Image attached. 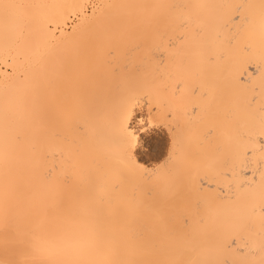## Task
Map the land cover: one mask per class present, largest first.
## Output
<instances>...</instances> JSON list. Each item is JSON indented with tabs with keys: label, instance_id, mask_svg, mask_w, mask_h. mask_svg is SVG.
I'll return each mask as SVG.
<instances>
[{
	"label": "bare ground",
	"instance_id": "1",
	"mask_svg": "<svg viewBox=\"0 0 264 264\" xmlns=\"http://www.w3.org/2000/svg\"><path fill=\"white\" fill-rule=\"evenodd\" d=\"M0 224V264H264V0H0Z\"/></svg>",
	"mask_w": 264,
	"mask_h": 264
},
{
	"label": "rangeland",
	"instance_id": "2",
	"mask_svg": "<svg viewBox=\"0 0 264 264\" xmlns=\"http://www.w3.org/2000/svg\"><path fill=\"white\" fill-rule=\"evenodd\" d=\"M222 99H224V98H222ZM150 149H152V148H150ZM150 149H148L149 151L146 150V152H145L146 155L144 154V156H143V160H144V161H153V160H154V153L151 152L152 154H148V153L150 152ZM152 157H153V158H152ZM43 215H44V214H43ZM16 216H17V215H15V217H16ZM52 216H53V215H52ZM13 217H14V215H13ZM13 217H12V220L14 219L13 221H15L16 218H15V217L13 218ZM18 217L20 218V220H21V222H22V225L20 226V227L22 228L21 231H24V233L27 232V233L29 234V236H30V234H31L30 237H32V235H34L33 232H35V235H36V233H37L36 230H39V232L41 233V232L44 230V228H46V229H45L44 232H42V233H43V236L40 235L39 237H41V236H42V237H41V238H38V237H37L38 239H42V238L45 237V234H44V233H45V232L48 233V232H47L48 228L51 229V230H48L49 233H51V237L55 234V233L52 232V231H54V230L56 229V227H55L54 225H53V226L50 225V224H53V223H52V219H51V223H50V224H49V221H48V220H50V219H47L48 222H45V221H46V218H44V216H42V211H39L38 213H37V212H36V213H33V212H32V214H29V213H28V214H23V215H21V216H17V218H18ZM45 217H47V216L45 215ZM9 218L11 219V217H9ZM19 218H18V219H19ZM42 218H43V220H42ZM47 218H48V217H47ZM49 218H50V217H49ZM52 218H53V220L55 221L54 217H52ZM18 219H17V220H18ZM40 219H41V220H40ZM44 219H45V220H44ZM184 219H186V217H184ZM17 220H16V221H17ZM13 221H11V222L9 221L8 223L13 224ZM39 222H41V223L43 222V223L40 224ZM14 223H15V222H14ZM36 223H37V224H36ZM44 223H45V224H44ZM17 224H21V223H18V221H17ZM35 224H36V225H35ZM43 224H44L46 227H45ZM48 224H49V225H48ZM5 225H6V226H5ZM7 225H8L7 223L4 224L6 230H4L5 228H4L3 230H4V231H7V230H8V232H9V231H10L9 228H11V227L8 228ZM47 225H48V226H47ZM0 226H2V225L0 224ZM9 226H10V225H9ZM12 226H13V225H12ZM15 226H16V225H15ZM50 226H52V227H50ZM36 227H37V229H36ZM43 227H44V228H43ZM54 227H55V229H54ZM0 228H1V227H0ZM2 228H3V227H2ZM2 228H1V229H2ZM16 228H17V227H16ZM21 228H19V229H21ZM33 228H34V229H33ZM1 229H0V230H1ZM41 229H42V230H41ZM53 229H54V230H53ZM55 231H56V230H55ZM12 232L14 233V231H12ZM9 233H11V232H9ZM42 233H41V234H42ZM6 234H7V232H6ZM11 234H12V233H11ZM16 234H17V233H16ZM18 234H20V233L18 232ZM18 234H17V235H18ZM37 234H38V233H37ZM8 235H10V234H8ZM35 235H34V237H35ZM13 236H14V235H12V238H13ZM19 236H20V235H19ZM21 236H22V235H21ZM48 236H50V235L48 234ZM48 236H46V238H47ZM10 237H11V236H10ZM30 237H29V238H30ZM12 238H10V239H12ZM14 238H15V236H14ZM35 238H36V237H35ZM35 238H34V239H35ZM37 238H36V239H37ZM49 238H50V237H49ZM23 239H24V236H23ZM25 239H27V238H25ZM31 239H33V237H32ZM34 239L32 240V242H33V241H34V242H35V241H39V240H34ZM12 240H14V239H12ZM43 240H45V239H43ZM14 241H15V240H14ZM23 241L25 242V240H23ZM28 242H29V241H28ZM32 242H30V243H32ZM34 242L31 244V245H33V247L36 246L37 249H41V248H43L44 245H40V246H42V247L38 248L39 246H37V243H34ZM41 242H43V241L40 240V243H41ZM16 243H17V242H16ZM22 243H23V242H22ZM26 243H27V242H26ZM30 243H29L28 246H27V247H29L30 250H27V249L25 248L26 246L24 247V245L22 246V244H19V245H20V248H19V247H16V248H18L17 251L21 250V256H22V253H23V256H22V257H24V260L22 261L21 257H20V259H17V256L20 255V254H19L20 251H19V252L16 251L18 254H17L15 251H13L14 255H11V259H13V262H15L16 264H18V263H19L18 260H21L22 262L20 261L21 263H19V264H22V263H23V264H42V263L44 262V261H43L44 259H47V261H48V258H49V260H50L51 257H48V256L46 257L45 255H42L41 253H39V251L42 252L43 249H42V250H39V251L37 252L36 247H35L34 250H33V247L31 248ZM40 243L38 242V245H39ZM34 244H36V245H34ZM42 244H43V243H42ZM21 246H22V248L24 247V251H22ZM14 249H15V248H14ZM25 250H27V252H25ZM32 250H33L34 252H33ZM44 250H45V249H44ZM24 252H25V253H24ZM13 253H11V254H13ZM15 253H16V254H15ZM37 253H39V254H37ZM44 253H45V251H44ZM44 253H43V254H44ZM40 254H41V255H40ZM16 255H17V256H16ZM24 255H25V256H24ZM14 257H15V258H14ZM43 257H44V258H43ZM45 257H46V258H45ZM40 258H43V260H41ZM51 260H52V258H51ZM51 260H50V262H51ZM16 261H17V262H16ZM44 263L46 264V261H45ZM44 263H43V264H44ZM48 264H50V263H48Z\"/></svg>",
	"mask_w": 264,
	"mask_h": 264
}]
</instances>
